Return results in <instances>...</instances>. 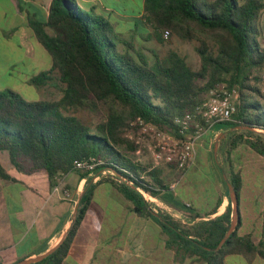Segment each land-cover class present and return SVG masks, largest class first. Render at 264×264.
<instances>
[{"label": "trees", "instance_id": "1", "mask_svg": "<svg viewBox=\"0 0 264 264\" xmlns=\"http://www.w3.org/2000/svg\"><path fill=\"white\" fill-rule=\"evenodd\" d=\"M142 11L146 22L161 35L167 31L182 41L198 42L197 69L172 50L162 58L151 52L152 64L141 56L134 59L127 52L120 53L112 26L104 17L80 8L76 0H52L46 23H30L37 41L51 56L52 66L29 83L40 88L58 81L63 85L62 95L56 101L27 102L10 89L0 90V152L7 153L18 171H44L51 186L72 171L86 177L88 173L74 169L75 162L97 160L101 165L95 175L111 171L114 177L104 175L101 181L116 187L138 216L154 220L168 236L167 246L177 253L205 264H226L232 254L257 256L264 262V212L258 243L250 235H237L239 220L217 250L230 224L231 204L224 214L209 218L217 206L199 214L190 204L166 199L183 214L201 219L193 227H184L161 212L155 216L141 192L161 197L170 189L159 168L132 156L137 145L125 136L137 118L175 133L174 118L192 111L210 89L223 85L238 96L232 121L220 124L229 130L227 161L239 146L264 158V105L259 88L264 68L259 19L264 0H143ZM161 35L156 36L159 42ZM98 106L106 109V115L93 127L73 113ZM227 177L238 197L242 179L230 163ZM0 179L13 180L1 164ZM93 189L88 182L65 240L35 264L63 263Z\"/></svg>", "mask_w": 264, "mask_h": 264}, {"label": "crops", "instance_id": "2", "mask_svg": "<svg viewBox=\"0 0 264 264\" xmlns=\"http://www.w3.org/2000/svg\"><path fill=\"white\" fill-rule=\"evenodd\" d=\"M99 2L100 0H94ZM52 0H0V60L11 72L19 70L29 80L52 66L49 53L37 41L31 22L46 23ZM85 5L87 0H76ZM260 44L264 42V11L260 15ZM259 19V20H260ZM51 35L52 32L45 28ZM17 68V69H15ZM15 69V70H14ZM259 88L264 105V68ZM220 124L202 136L209 144L211 137L228 134ZM0 164L13 178L0 179V264H15L38 256L57 243L68 229L78 196L85 193L87 183L94 185L90 203L74 235L62 264H198L197 257H189L167 246L168 236L151 219L138 216L132 203L102 176L89 174L81 177L69 172L51 186L44 171L25 173L13 168L7 153L0 152ZM219 178L212 194L196 190L194 199H185L179 188L162 192L161 197L144 200L153 213L161 212L184 227L197 226L201 219L190 218L173 208L174 199L190 204L194 213L205 214L217 206L218 217L226 212L231 201L227 188L228 177ZM242 187L238 195L240 225L238 236L250 235L254 243L260 240L264 212V171L240 172ZM226 186L225 189L221 185ZM68 191L70 197L65 198ZM189 193V192H187ZM168 200L169 202L165 201ZM232 214V205H231ZM194 215V214H193ZM238 255V254H232ZM230 256V255H229ZM246 264H264L257 256L238 255ZM228 257V256H227ZM205 264V263H204Z\"/></svg>", "mask_w": 264, "mask_h": 264}, {"label": "rangeland", "instance_id": "3", "mask_svg": "<svg viewBox=\"0 0 264 264\" xmlns=\"http://www.w3.org/2000/svg\"><path fill=\"white\" fill-rule=\"evenodd\" d=\"M143 0H87L85 5L79 4V7L93 11L96 15L104 17L112 26V33L117 39L115 41L117 50L120 53L127 52L134 59L137 56L143 57L149 64L154 62L151 52L159 58L165 57L170 50L178 53L193 68L199 66V59L195 52L198 46L197 41H182L172 34L165 38L160 32H156L144 19L142 11ZM142 17V18H141ZM261 19L259 20V24ZM162 36V41L156 40V36ZM131 47V48H129ZM17 69V68H15ZM14 69V70H15ZM28 70L26 66H20L18 71L11 72L8 64L0 60V90L10 89L20 94L27 102L36 101H56L62 93L63 85L58 81L49 82L43 87H35L25 80V77L19 74V70ZM83 123L93 127L96 123L104 120L106 109L98 106L96 110L83 109L73 112ZM130 129L125 136L134 141L137 150L132 156L148 166H154L152 153L149 147L153 142L142 136L137 125L131 123ZM227 133L219 138L211 137L210 143L205 146L202 137L198 141L197 156L194 164L185 171H179L172 165H160L162 178L167 185L176 183L174 189L180 191V195L185 199H194L196 190H206L212 194L211 189L217 187L219 178H213L212 174H221L228 176L229 163L236 171L243 172L247 170L264 171V158L256 155L250 150L239 146L232 152L229 161L225 153V140ZM264 180V178L262 179ZM223 189L226 188L223 184ZM189 192V193H187ZM148 202V201H147ZM226 264H246L244 259L238 255H230L225 259ZM204 264V263H198Z\"/></svg>", "mask_w": 264, "mask_h": 264}, {"label": "built area", "instance_id": "4", "mask_svg": "<svg viewBox=\"0 0 264 264\" xmlns=\"http://www.w3.org/2000/svg\"><path fill=\"white\" fill-rule=\"evenodd\" d=\"M168 34L165 31L163 36L166 38ZM261 45L264 47V42ZM237 99V94L229 92L223 85L210 89L205 99L192 111L174 118L175 133L160 130L137 118L133 124L138 126L142 136L148 137L153 142L149 147L152 153L153 167L172 165L179 171L189 169L195 162L199 139L216 124L232 121ZM100 165L101 162L89 159L75 162L74 169L92 176ZM100 175L114 177V174L108 170L102 171ZM175 185L176 183H172L168 185V188L172 190ZM141 195L145 200L151 197L143 192ZM64 197H70V193L65 191Z\"/></svg>", "mask_w": 264, "mask_h": 264}, {"label": "water", "instance_id": "5", "mask_svg": "<svg viewBox=\"0 0 264 264\" xmlns=\"http://www.w3.org/2000/svg\"><path fill=\"white\" fill-rule=\"evenodd\" d=\"M227 189L229 192V199L231 201V205H232V214H231V220H230V224L228 227L227 232L225 233V235L223 236V238L220 240L219 244L217 245L216 249H219L222 247V245L225 243V241L230 237V235L235 231L237 224L239 222V209H238V197L235 193V191L233 190L232 186L230 183L227 182ZM84 192L82 194H80L78 196L77 202L75 204V208H74V213L73 216L70 220V224L68 229L61 235V237L59 238V240L57 241L56 244H54V246H52L51 248H49L48 250H46L44 253L35 256V257H31V258H27V259H23L15 264H35L40 262L41 260H43L44 258H46L47 256H49L50 254H52L58 247L59 245L65 240L66 236L68 235V232L70 230V228L72 227V225L74 224L75 220H76V216H77V212H78V207H79V203L81 201V198L83 196ZM155 216H157L156 213H153Z\"/></svg>", "mask_w": 264, "mask_h": 264}]
</instances>
